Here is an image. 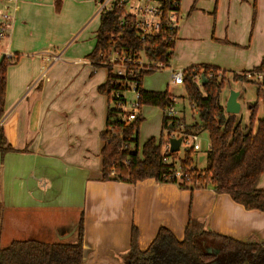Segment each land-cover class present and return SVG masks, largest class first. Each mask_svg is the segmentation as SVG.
<instances>
[{"label": "crops", "instance_id": "1", "mask_svg": "<svg viewBox=\"0 0 264 264\" xmlns=\"http://www.w3.org/2000/svg\"><path fill=\"white\" fill-rule=\"evenodd\" d=\"M95 5L96 0L12 4V27L0 42V61L7 54L18 57L7 70L0 120L14 148L0 151L2 212L17 227L36 228V240L45 242L71 238L64 235L77 233L82 216V264H126L133 227L145 251L161 228L183 239L190 218L221 235L263 242L264 212L248 210L212 187L189 190L154 178L100 180L108 102L99 91L107 69L88 57L100 24H94ZM6 6L0 3V14ZM75 12L80 16L73 18ZM179 15L173 69L209 65L232 73L262 63L264 0H181ZM143 88L174 97L169 89ZM258 187L264 189V175Z\"/></svg>", "mask_w": 264, "mask_h": 264}, {"label": "trees", "instance_id": "2", "mask_svg": "<svg viewBox=\"0 0 264 264\" xmlns=\"http://www.w3.org/2000/svg\"><path fill=\"white\" fill-rule=\"evenodd\" d=\"M162 3L166 11H179L181 0H162ZM122 12V9L115 7L101 14L96 45L88 56L94 66L107 69L106 80L99 86L100 93L108 97L105 128L101 134L100 180L136 183L154 178L159 182L177 183L181 188L189 190L212 187L217 193L229 194L248 210L264 212V189L258 187L259 179L264 174V116L258 117L259 111L264 110V84L248 80L236 72L222 71L219 75L220 70L209 65L185 69L186 93L197 110L199 122L185 127L182 133L197 134L190 132L193 130L208 133L210 147L202 160L204 166H198L200 157L197 158V150L193 147L184 151L182 157L178 152L163 155L162 144L170 140L169 134L176 127V118L166 115L163 117L162 132H169L167 139H163V136L159 139L149 138L140 151L139 126L143 117L139 114L132 122L124 120L119 107V101L123 99L112 97L111 94L119 92L122 96L136 83L140 108L142 105H152L162 109L168 107L172 95L168 91H149L142 87L143 76L155 70L134 66L131 68L134 69L133 74H130V70L126 75L119 74L111 65L103 66L100 54L110 53L112 36L116 35L120 36L119 47L133 53L146 47L149 60L162 62L167 67L172 60L174 42L167 40V30L149 34L150 38H145L131 21L121 26L119 16ZM17 61L16 56H4L0 61V120L6 106L7 70ZM257 71H264V58L259 66L243 72ZM228 74H232V77H228ZM199 75L204 77L201 78V86L196 82ZM232 81L257 85V100L248 106L250 116L247 124H242L239 114H229L225 110L222 93ZM132 144H135L134 148ZM124 145L126 147L123 148ZM0 151L2 154L14 151L2 127ZM176 171L180 172L179 177L175 176ZM1 234L0 220V264L83 263L82 216L78 222L75 242L28 239L14 240L3 247ZM138 237L139 232L133 227L126 264H264V241L245 242L221 235L206 230L201 222L192 218L181 240L167 228H161L149 248L142 251ZM150 252L152 254L149 255ZM147 254L148 257H145Z\"/></svg>", "mask_w": 264, "mask_h": 264}, {"label": "built area", "instance_id": "3", "mask_svg": "<svg viewBox=\"0 0 264 264\" xmlns=\"http://www.w3.org/2000/svg\"><path fill=\"white\" fill-rule=\"evenodd\" d=\"M16 0H0V3H5L6 10L0 14V42L8 35L9 30L12 27V4ZM131 0H96L97 11L95 13L96 16H101L102 13L108 12L115 7L122 9L123 12L121 16H119V24L125 25L128 21H131L132 24L137 28L138 31H141L143 36H148L149 34H156L160 31L167 30V40L170 42H174L177 34L178 24L180 20L179 11L176 10H165L163 8L162 0H155V4H152V0H134L136 4H131ZM129 4V5H128ZM176 5L177 3L174 2ZM15 8V6L13 7ZM147 34V35H146ZM147 38H150L148 36ZM113 42L111 51L108 54H100L102 59L101 63L103 66L111 65L115 71L119 74L126 75L129 70L130 74H133L132 67H140L141 69H151V70H161L165 68L162 62L149 60L146 54V47H143L140 51H126L124 47H119L118 40L120 36L113 35ZM136 54V56L132 55ZM7 58H13V55L7 54ZM91 61V60H90ZM93 64V62L91 61ZM167 67H171V62ZM184 69H173L171 67V82L176 85H182L184 83ZM248 76L259 83L264 84V71L257 72H248ZM196 77V82H197ZM136 83L132 84L131 90L136 92V98L133 102H131V108L127 107V98L125 91L122 96L119 92L112 93L111 96H115L118 98H122V101H119V107L123 112V119L127 122H132L137 119L138 113L140 110L139 103V91L137 90ZM175 103V98L172 96L171 101L166 109H164V115L168 117H173L174 108L173 104ZM178 121H176V125ZM180 135H184L180 148L184 146L186 151L188 148H194L195 150L200 149V145L197 142L198 135L197 134H170L171 137H178ZM126 147L125 145L123 148ZM162 153L166 156V154L170 152V141L168 140L165 144H162ZM165 160H168L167 157H164ZM176 177L180 176V172L176 171Z\"/></svg>", "mask_w": 264, "mask_h": 264}, {"label": "rangeland", "instance_id": "4", "mask_svg": "<svg viewBox=\"0 0 264 264\" xmlns=\"http://www.w3.org/2000/svg\"><path fill=\"white\" fill-rule=\"evenodd\" d=\"M130 2L131 4L133 3L136 4L134 0H131ZM155 2H156L155 0L151 1L152 4H155ZM72 11L73 8L71 9V12ZM96 11H97V6L95 5V13ZM74 14H72L73 18L74 17L77 18L80 16V13L77 14V12H75ZM94 24L95 25L99 24V17L95 19ZM236 73L243 74L248 80H252L248 76V72L247 73L236 72ZM44 74L45 72L43 73V75ZM221 74L222 71L220 70L219 75ZM231 75L232 74H228V77H232ZM197 78H198L197 83L199 84V86H201L202 76L199 75L197 76ZM142 86L148 89H155V88H161L162 90L169 89V91L174 95L175 103L173 104V108H174L173 117L176 118L178 124L176 125L175 129L172 131L171 134H180L182 131L185 130V127L187 126L190 127L195 123L199 122L197 110L192 106L190 100L188 99L185 84L183 83L182 85H176L171 82V67H165L161 70H156L154 72L145 74L142 78ZM231 89L239 90L242 93L240 98L242 100L241 102L242 108H241V112L239 113V118L241 119L242 124H247L250 116V110L248 106L250 104H254L257 100V85L242 81H232L231 84L229 85L227 84L222 93V99L224 105L226 103L228 94L230 93ZM105 97L108 102V97L106 95ZM126 98H127V107L129 109L131 108V102H133L136 98V92L133 90V88L126 92ZM163 112L164 109H162L159 106L142 105V107L140 108L138 114H140L144 118V120L140 123L139 126L140 134H139L138 148L140 151L142 148V146L140 145H142V142L144 141L145 137L154 135L157 139H159L162 136L163 139H167L169 132L166 130L162 132ZM260 112L261 110L259 111L258 117L260 115ZM197 134H198L197 142L201 147V149L197 150L196 152V156L197 158H199L205 155V152L209 149L210 141L207 132L203 131V132H198ZM166 142L164 141L163 144H165ZM134 146L135 144L131 145L132 148H134ZM184 150L185 148L183 146L178 151L180 157L184 155ZM197 163L198 166L200 167L204 166V162L200 160H198ZM263 175L259 179L258 186L260 184V181L262 180ZM6 214L5 212L3 213L2 208H0V220L2 221L1 245L3 247L7 246L9 243H11L14 240L38 239L36 238L37 237L36 236L37 232H35L37 230L36 228H29L26 225H21L17 227L13 223L11 216H9L10 214L9 215ZM70 233L71 232H69L67 235H69ZM72 235H70L69 237L71 238L65 240V242H75L77 240L76 238L77 233L73 236Z\"/></svg>", "mask_w": 264, "mask_h": 264}, {"label": "water", "instance_id": "5", "mask_svg": "<svg viewBox=\"0 0 264 264\" xmlns=\"http://www.w3.org/2000/svg\"><path fill=\"white\" fill-rule=\"evenodd\" d=\"M203 78L204 77L202 76V79ZM240 95H241V91L231 89L229 96H228L226 103H225V110L227 113L239 114L241 112L242 103L239 101ZM170 127H172V123L170 124ZM183 138H184V135H180L178 137H171L170 138L169 141H170V152L171 153H175V152H178L180 150V145L182 143ZM203 158H204V156H201L200 161H202ZM72 233L73 232H71L69 235L66 234V235H64V237L67 238L70 235H72ZM150 254H152V252H150L149 255ZM145 257H148V254ZM243 264H247V263H243Z\"/></svg>", "mask_w": 264, "mask_h": 264}]
</instances>
